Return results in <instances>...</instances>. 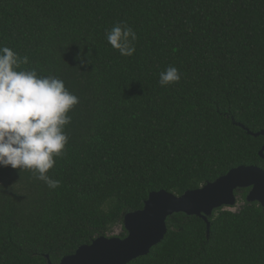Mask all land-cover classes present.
I'll return each instance as SVG.
<instances>
[{"label":"trees","instance_id":"16d2710c","mask_svg":"<svg viewBox=\"0 0 264 264\" xmlns=\"http://www.w3.org/2000/svg\"><path fill=\"white\" fill-rule=\"evenodd\" d=\"M127 25L135 52L107 33ZM0 47L18 70L61 79L78 98L48 175L0 167V264H59L143 208L239 166L264 170V0H0ZM175 67L178 83L160 85ZM203 220L173 214L164 240L129 264H264V212L246 202Z\"/></svg>","mask_w":264,"mask_h":264},{"label":"clouds","instance_id":"9594fccd","mask_svg":"<svg viewBox=\"0 0 264 264\" xmlns=\"http://www.w3.org/2000/svg\"><path fill=\"white\" fill-rule=\"evenodd\" d=\"M135 32L117 25L107 33V41L122 56L135 52ZM12 49L0 47V167L31 170L49 188L59 186L48 172L55 157L62 155L68 142L64 128L71 122L67 113L79 102L64 82L55 76L18 70L27 64ZM175 67L160 73V85L178 83Z\"/></svg>","mask_w":264,"mask_h":264},{"label":"water","instance_id":"95a60500","mask_svg":"<svg viewBox=\"0 0 264 264\" xmlns=\"http://www.w3.org/2000/svg\"><path fill=\"white\" fill-rule=\"evenodd\" d=\"M248 135L264 137V131L252 133L239 125ZM264 161V145L259 151ZM249 189L246 202L258 203L264 212V170L257 166H239L226 175L200 188L175 196L164 190L153 192L141 210L128 213L123 218L126 237L101 236L89 245H83L59 264H129L145 257L159 245L167 233L166 220L173 214L198 217L206 224L207 238L210 234L208 219L213 211L225 209L235 213L237 191ZM47 264H51L45 256Z\"/></svg>","mask_w":264,"mask_h":264},{"label":"rangeland","instance_id":"374dc122","mask_svg":"<svg viewBox=\"0 0 264 264\" xmlns=\"http://www.w3.org/2000/svg\"><path fill=\"white\" fill-rule=\"evenodd\" d=\"M243 205V202H242V199H241V196H238L237 197V205L235 206V208L233 209L234 211H237L241 206ZM120 232V228H116L113 233H111L110 236H117Z\"/></svg>","mask_w":264,"mask_h":264},{"label":"flooded vegetation","instance_id":"af4514ba","mask_svg":"<svg viewBox=\"0 0 264 264\" xmlns=\"http://www.w3.org/2000/svg\"><path fill=\"white\" fill-rule=\"evenodd\" d=\"M245 190H247V194H248V192H249V189H245ZM245 190H241L240 192H242V191H245ZM247 196V195H246Z\"/></svg>","mask_w":264,"mask_h":264}]
</instances>
